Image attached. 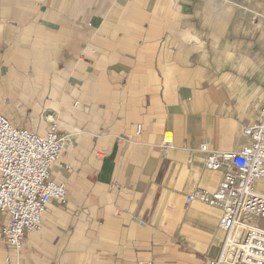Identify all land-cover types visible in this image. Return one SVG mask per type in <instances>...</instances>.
I'll use <instances>...</instances> for the list:
<instances>
[{
	"label": "crops",
	"instance_id": "obj_1",
	"mask_svg": "<svg viewBox=\"0 0 264 264\" xmlns=\"http://www.w3.org/2000/svg\"><path fill=\"white\" fill-rule=\"evenodd\" d=\"M263 107L264 0H0V112L58 123L68 190L18 251L0 211V264H210L223 211L187 198L231 165L201 145L238 151Z\"/></svg>",
	"mask_w": 264,
	"mask_h": 264
},
{
	"label": "built area",
	"instance_id": "obj_2",
	"mask_svg": "<svg viewBox=\"0 0 264 264\" xmlns=\"http://www.w3.org/2000/svg\"><path fill=\"white\" fill-rule=\"evenodd\" d=\"M261 113L262 120L256 126L244 129L251 143L238 151L221 152L209 149L207 143L201 145L206 168L218 170L224 163L231 165L217 190H196L187 198L223 211L220 226L225 239L219 257L210 264H264V225L241 219L242 214L252 213L264 223V195L256 188L257 181L264 178V107ZM163 141L170 145L172 134L164 133ZM63 149L58 123H52L43 134L14 126L0 112V211L8 215L3 235L11 249L20 250L29 232L41 231L50 200L67 202L66 184L51 179V169Z\"/></svg>",
	"mask_w": 264,
	"mask_h": 264
}]
</instances>
